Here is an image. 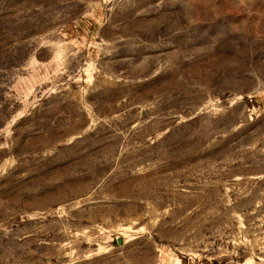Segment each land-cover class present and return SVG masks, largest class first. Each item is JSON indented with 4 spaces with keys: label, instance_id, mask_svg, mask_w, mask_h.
Returning <instances> with one entry per match:
<instances>
[{
    "label": "rangeland",
    "instance_id": "1",
    "mask_svg": "<svg viewBox=\"0 0 264 264\" xmlns=\"http://www.w3.org/2000/svg\"><path fill=\"white\" fill-rule=\"evenodd\" d=\"M0 264H264V0H0Z\"/></svg>",
    "mask_w": 264,
    "mask_h": 264
},
{
    "label": "water",
    "instance_id": "2",
    "mask_svg": "<svg viewBox=\"0 0 264 264\" xmlns=\"http://www.w3.org/2000/svg\"><path fill=\"white\" fill-rule=\"evenodd\" d=\"M117 242H118V243H121V239H120V238H117Z\"/></svg>",
    "mask_w": 264,
    "mask_h": 264
}]
</instances>
